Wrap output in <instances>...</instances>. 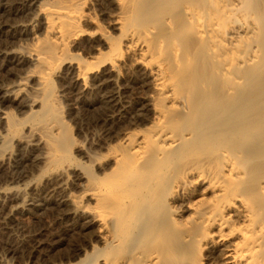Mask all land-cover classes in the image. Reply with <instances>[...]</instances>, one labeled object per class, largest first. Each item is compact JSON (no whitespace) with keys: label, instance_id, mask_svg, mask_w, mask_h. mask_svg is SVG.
Masks as SVG:
<instances>
[{"label":"bare ground","instance_id":"bare-ground-1","mask_svg":"<svg viewBox=\"0 0 264 264\" xmlns=\"http://www.w3.org/2000/svg\"><path fill=\"white\" fill-rule=\"evenodd\" d=\"M0 52V264H264V0H0Z\"/></svg>","mask_w":264,"mask_h":264},{"label":"rangeland","instance_id":"rangeland-1","mask_svg":"<svg viewBox=\"0 0 264 264\" xmlns=\"http://www.w3.org/2000/svg\"><path fill=\"white\" fill-rule=\"evenodd\" d=\"M19 21L13 23V25L15 26V25H20L23 23L22 20L20 21V23H19ZM1 64H2V62L0 60V65ZM61 94L65 95L64 101H66L65 103L67 104V107L70 108V111L76 110L77 105L72 100V93H69L67 90V91L62 92ZM75 121L76 120L73 121L74 123L72 122V135H73V138L77 142L85 141L86 138L87 139L95 138L97 136V134L100 132V126L98 125L95 118L88 120L85 117L84 120L81 122H78V120L76 122ZM78 157H79V155H78ZM31 180H33V179L30 178V181ZM33 182H34V180H33ZM24 183H27V182L26 181L21 182L20 187H21V190L25 191L23 201L25 202L26 205L24 208L21 207L23 210L21 209L20 213L14 214L13 217L15 218L17 223H19L20 227H22L25 230V232H27L25 234H28L30 231H36L41 225V226H44L46 228V234L47 235H49L51 237L55 236L56 239L58 238V240H60L61 237L63 238V234L61 231H62L64 223H62L59 220H57L56 218H54L51 215L52 213H51L50 209L49 210L45 209V210H43V212L37 211L36 207H34V200H35L36 195L34 194V192L32 190H30V185L26 186V185H24ZM6 185L7 184L2 185L0 183V191H3L4 188L6 187ZM13 186L14 185H11L8 188H13ZM16 205H17V203H15V202L12 203L10 201V198L8 197V195L7 196H4L3 194L0 195V210L2 208H8V209L15 208ZM7 226H9V224L6 221V219L0 218V242H2L3 240L5 241L8 238H10L9 235H6V236L3 235L5 227H7ZM15 232H13L12 234H15ZM7 236H9V237H7ZM78 240H79L78 238L72 239V240L69 239V242L77 243ZM54 254H55L54 255L55 258H60V257L65 256V252H63V251L54 252ZM5 255H6L5 251L0 249V258L4 257ZM18 258L19 257L12 259L13 264H30V262L32 260L29 255H27V256L25 255V257H23V259L22 258L18 259Z\"/></svg>","mask_w":264,"mask_h":264}]
</instances>
